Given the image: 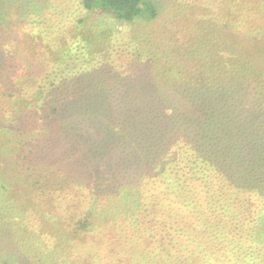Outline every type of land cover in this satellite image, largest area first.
Here are the masks:
<instances>
[{
  "label": "trees",
  "instance_id": "1",
  "mask_svg": "<svg viewBox=\"0 0 264 264\" xmlns=\"http://www.w3.org/2000/svg\"><path fill=\"white\" fill-rule=\"evenodd\" d=\"M30 1L0 0V186L60 194L125 264H264V109L237 55V1L190 7L171 40L131 33L128 59L113 57L117 32L87 31L90 13L152 22L158 0H81L89 14L60 37L62 12Z\"/></svg>",
  "mask_w": 264,
  "mask_h": 264
},
{
  "label": "rangeland",
  "instance_id": "2",
  "mask_svg": "<svg viewBox=\"0 0 264 264\" xmlns=\"http://www.w3.org/2000/svg\"><path fill=\"white\" fill-rule=\"evenodd\" d=\"M46 1L48 0H43ZM158 1L161 10L155 21L120 25L115 24V19L110 14L93 12L90 13L93 23H90L91 26L87 31L96 34L95 31L103 30L108 35L117 32L115 43L118 46L114 45L113 52L118 54L113 57L128 59L129 50L135 45L131 33L140 32L144 38L145 34H148L154 39L157 35L161 36L160 30L165 27L163 29L165 35L167 31L169 35L176 34L184 16L192 13L190 7L196 8L193 12L198 16L202 13L196 12L197 9L205 8L203 5L208 4V0ZM30 2L34 4L36 12L44 9L43 5L37 7L38 0ZM51 2L53 9L61 11L63 15L62 19L56 18V21L50 22L52 31L49 33H52L53 37H60L58 31L61 29L65 32L72 31V27L79 24V20L85 14H89L83 9L81 0H51ZM238 2L239 0H234L236 5L234 4L235 6L233 5L230 10L232 16H235L236 23V30L232 35L238 48L237 55L242 65L243 77L247 78L256 89L255 102L264 109V101H261L264 93V0H256L254 4L250 2L247 4L246 1L241 0L239 7ZM187 19L189 23L193 20L191 14ZM190 24L193 25L194 21ZM171 38L172 35L170 40ZM92 43L101 44V40L96 39ZM80 44L83 42L81 41ZM23 45L36 49L33 41L28 37H25ZM23 45L19 47L24 48ZM127 46L129 50L126 49L125 53L120 51ZM116 64L120 65L121 61ZM246 66L250 67L247 75L244 74ZM15 180L10 181L11 186H0V264L128 263L123 253L117 255L112 252V245L105 234L83 231L72 225L74 218L72 213L67 209L66 203L56 197L60 194L44 193L39 189L40 187L35 186L17 187L13 185Z\"/></svg>",
  "mask_w": 264,
  "mask_h": 264
}]
</instances>
